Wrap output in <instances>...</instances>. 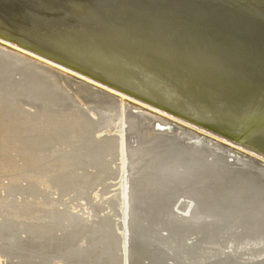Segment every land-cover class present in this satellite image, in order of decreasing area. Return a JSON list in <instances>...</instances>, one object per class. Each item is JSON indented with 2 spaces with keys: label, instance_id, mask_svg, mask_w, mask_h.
<instances>
[{
  "label": "bare ground",
  "instance_id": "6f19581e",
  "mask_svg": "<svg viewBox=\"0 0 264 264\" xmlns=\"http://www.w3.org/2000/svg\"><path fill=\"white\" fill-rule=\"evenodd\" d=\"M0 55L11 58H0V173L7 174L0 175V256L17 264H52L55 258L63 260L57 264H120L114 225L101 215L119 208L108 195L119 187L126 147L133 169L129 200L138 215L133 221L149 249L172 243L162 231L174 226L182 232L195 218L196 227L182 232V245L190 236L195 243L176 252L196 261L172 257V264H264L253 261L264 255V164L182 125L173 133L156 130L157 123L171 121L68 77L60 83L58 74L2 46ZM111 180L116 183L110 186ZM99 188L103 193L92 198ZM13 196L20 198L11 203ZM66 196L90 200L84 205L89 218H79V207H68L67 200L57 203ZM179 198L190 209L196 203L190 218L175 212ZM224 245L232 252L225 254ZM135 252L133 262L128 253V263L171 261L164 249L157 256L145 246Z\"/></svg>",
  "mask_w": 264,
  "mask_h": 264
},
{
  "label": "water",
  "instance_id": "95a60500",
  "mask_svg": "<svg viewBox=\"0 0 264 264\" xmlns=\"http://www.w3.org/2000/svg\"><path fill=\"white\" fill-rule=\"evenodd\" d=\"M0 46L264 164V0H0ZM173 122L155 129L173 133ZM135 206L130 261L136 246L191 260L176 247L193 245L182 232L195 218L162 231L172 243L159 254L137 237Z\"/></svg>",
  "mask_w": 264,
  "mask_h": 264
},
{
  "label": "rangeland",
  "instance_id": "374dc122",
  "mask_svg": "<svg viewBox=\"0 0 264 264\" xmlns=\"http://www.w3.org/2000/svg\"><path fill=\"white\" fill-rule=\"evenodd\" d=\"M26 109V108H25ZM27 110H29V109H27ZM166 120H169V119H166ZM169 121H171V120H169ZM171 122H173V121H171ZM170 122V123H171ZM173 123H175V122H173ZM177 126H179L180 124H178V123H175ZM180 127H183V128H186V129H189V128H187V127H184V126H180ZM193 131V130H192ZM199 134V133H198ZM199 135H201V134H199ZM204 135H201V137L202 138H204V137H206V136H204ZM208 137H206V139H207ZM207 140H209V141H212V142H214V143H217V144H220V143H218V142H216V141H214V140H210V138H208ZM134 142L132 141V144H133ZM222 145V144H221ZM223 146H225V145H223ZM227 147V146H226ZM84 154H86V153H84ZM124 155H123V160H122V163L123 164H121V166H120V169L122 170L121 171V174H120V176H119V180H117V183H119V187H116V188H109V191H111V194L110 195H108V197L109 198H113L114 199V201H116L117 202V204H118V210L115 212V213H113V212H111L110 210H106L104 213H103V215H101V217L102 218H104L105 217V219H110L109 221L111 222L110 224H112V225H114L113 227H114V229H115V231H116V236L117 237H115V239H116V241L118 242L117 244V249H116V252H117V256H118V258L120 259L119 260V263L120 264H130V261H129V263H128V258H129V252H127V251H129L128 249H129V246H130V244H129V221H130V211H131V209L129 210V208H130V200H129V193H130V186H129V178H130V172H129V161H128V156H127V149H126V147H125V151H124V153H123ZM87 155H88V153H87ZM87 155H86V158H87ZM90 156V154L88 155V157ZM88 159V158H87ZM87 159H85L86 161H87ZM15 163V162H14ZM123 166H124V168H123ZM11 167L12 166H10V169H11ZM114 168H116V169H114ZM112 173H117V171H118V168L116 167V166H113L112 167ZM11 173H12V171H11ZM13 174V176H16V174L15 173H12ZM12 174H8L9 176H11ZM0 175H2L1 177H3V176H5V175H7V174H1L0 173ZM109 183V185L111 186V184H114V183H116V182H112V180L111 181H109L108 182ZM36 187V186H35ZM36 189H37V192L40 194V193H43V192H45L44 190L42 191V189L40 190V189H38L37 187H36ZM106 189H107V187H106ZM116 190V191H115ZM39 191H41V192H39ZM113 191H114V193H113ZM120 191V192H119ZM49 192V193H48ZM102 192V189H100L99 188V190L96 192H94V193H92V198H95V194L97 195H99L100 196V193ZM47 193L48 194H52L53 193V190L52 191H50V190H48L47 191ZM103 193V192H102ZM3 194V193H2ZM38 195V194H37ZM118 197H117V196ZM4 196H6V195H2L1 196V198H3ZM46 196H47V194H46ZM25 197V196H24ZM48 197H50V198H52L51 196H48ZM55 197H57V196H55ZM55 197H53V198H55ZM107 197V198H108ZM115 197V198H114ZM20 197L18 196H16L15 198H14V196H13V198H12V200H10L11 201V203L13 202L14 203V201H18L17 199H19ZM65 198V199H64ZM64 198H60V200H57V203L59 204H62V203H64V202H66V200H67V206L68 207H71V206H73V208H75V206L76 207H79L78 208V210H76L74 213L77 215V216H79V218H81L82 220H83V218H89V215H88V211H87V209H85V207L86 208H88L87 206H86V204H88V203H91V204H93L90 200H88V202H82V201H73V199H72V197L70 198V197H68L67 198V196L66 197H64ZM105 196H104V201L106 202V199H107ZM4 199V198H3ZM10 199H11V197H10ZM117 199V200H116ZM30 201L31 200H33L32 198H30L29 199ZM62 200H63V202H62ZM71 200V201H70ZM178 202L176 203V205H175V207H174V210H175V212H177V213H179V214H183V212H185L184 213V216L186 215V217L187 218H190V216L193 214L192 212H194V209H195V207L196 206H194V205H196V203L195 204H193V206L191 207V209L189 208V201L188 200H185L184 198L182 199V198H179V199H176ZM8 201H9V199H8ZM70 201V202H69ZM87 201V200H86ZM90 201V202H89ZM99 201V198L97 199V202ZM72 202H74V203H72ZM188 202V203H187ZM10 203V202H9ZM66 203H64V204H66ZM109 203L110 204H112L113 203V201H109ZM79 204H81V205H79ZM84 205H85V207H84ZM104 207V206H103ZM105 207H106V205H105ZM192 208H193V210H192ZM58 209H60V207L58 206ZM62 210V209H61ZM183 210V211H182ZM189 210V211H188ZM78 211V212H77ZM81 212V213H80ZM85 214V215H84ZM117 214V215H116ZM80 215H82V217L80 216ZM118 216V217H117ZM91 219V218H90ZM89 219V223H90V221L92 220H90ZM107 220V221H108ZM116 220V221H115ZM129 220V221H128ZM108 221V222H109ZM113 222V223H112ZM119 222V223H118ZM91 224V223H90ZM128 226V227H127ZM109 230V229H108ZM238 233L240 234L241 233V230H238ZM192 237H194L193 239H195L196 240V238H195V236H190L189 237V239H191ZM189 241V240H188ZM246 241V240H245ZM94 241H92V243H93ZM226 242V240H224L223 241V243H225ZM189 243H191V244H193L194 242L193 241H189ZM87 246V245H86ZM225 247V249H224V251L223 252H225V254H229V253H231L232 252V247L230 248V246H227V245H224ZM119 247V248H118ZM127 247H128V249H127ZM202 247H205V245H203ZM208 246L206 245V248H207ZM124 248H125V250H124ZM52 249V248H51ZM3 251V250H2ZM5 251V250H4ZM120 251V252H119ZM125 251V252H124ZM48 252H49V250H48ZM247 253H251V251H249V252H247ZM246 253V254H247ZM128 256V257H127ZM252 256H249V258L250 259H252L251 258ZM41 258H43L44 259V257H41ZM126 258H127V260H126ZM248 258V257H247ZM248 258V259H249ZM258 258V259H257ZM250 259H249V261H250ZM253 259H255V260H253ZM253 261L254 262H256V263H261V261L263 262L264 261V255L263 256H260V257H253ZM259 261V262H257V260ZM12 261H14L13 263H12ZM8 260L6 257H4V256H0V264H17V262H18V260ZM27 261V260H26ZM38 261V263H36V262ZM35 261H33L32 263L34 264V262H35V264H45L41 259L40 260H36L35 259ZM54 261H55V264H57L58 263V261H59V263H61L60 261H62L63 262V260L62 259H59V258H55V259H53V262H52V264L54 263ZM2 262V263H1ZM145 263L147 262L146 260L144 261ZM171 262V261H170ZM173 263V262H172ZM171 263V264H172ZM251 263V262H250ZM51 264V263H50ZM63 264V263H62Z\"/></svg>",
  "mask_w": 264,
  "mask_h": 264
}]
</instances>
